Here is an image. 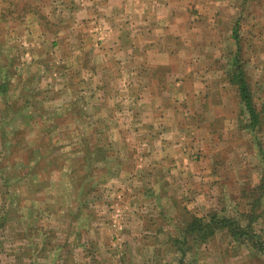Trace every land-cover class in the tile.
<instances>
[{"label":"rangeland","instance_id":"374dc122","mask_svg":"<svg viewBox=\"0 0 264 264\" xmlns=\"http://www.w3.org/2000/svg\"><path fill=\"white\" fill-rule=\"evenodd\" d=\"M215 1L212 13L195 17L197 23L203 21L201 51L215 61L203 65L208 76L201 82H218L210 77L215 69L223 85L232 83L238 61L264 118V0ZM15 14L2 20L0 12V85L11 77L8 104L0 99V223L6 220L0 228V264H177L172 239L180 238L181 228L191 217L223 211L243 222L260 217L255 230L264 237V129L246 133L240 128L248 116L237 87L231 94L223 88L230 103L218 107L207 101L196 116H189L191 110L181 104L185 131L174 134L172 146L175 161L182 160L187 169L177 172L175 162V170L168 167L174 155L168 147L160 141L152 149L142 143L150 131L167 138L166 125L152 130L147 117L141 126L124 120L130 93L100 96L99 81L86 86V61L77 60L80 50L76 48L74 59L67 55V44L37 47L32 32L19 30ZM8 107L27 115L26 120L15 118L14 133L3 122ZM233 119L234 125L228 124ZM25 129L29 135L18 134ZM3 132L9 133L4 146ZM43 138L70 169L83 155L66 154L84 148L83 142H88V152L97 145L108 149L86 182L90 189L96 187L87 201L76 197L66 176L69 169L42 174L43 160L31 152H48L49 143L40 144ZM152 151L157 152L155 159L148 155ZM36 164L37 175L32 167L22 170ZM23 174L27 178L19 181ZM188 253L184 264H264L263 254L225 234Z\"/></svg>","mask_w":264,"mask_h":264},{"label":"crops","instance_id":"0c3cea01","mask_svg":"<svg viewBox=\"0 0 264 264\" xmlns=\"http://www.w3.org/2000/svg\"><path fill=\"white\" fill-rule=\"evenodd\" d=\"M6 1L9 4L4 5ZM216 2L0 0V12L2 20L5 19L3 15L18 13L19 30L32 32L35 45L39 48L47 43L55 47L67 44L70 58L77 54L76 48L80 50L81 58L74 56V59L86 61V86L99 81L100 96L130 93L126 94L128 99L125 103L128 105L122 111L123 119H130L132 125L141 126L147 117L152 130L157 129L158 125H166L169 130L167 138L162 132L157 138V132L150 131L142 143L152 149L160 141L161 145H165L162 147L169 148L172 156L175 153L172 146L176 142L174 134L185 131V127L181 126L185 123L181 104L189 107V116H196L207 106V101L218 107L230 103L223 88L227 86L225 90L231 94L233 84L228 82V85H223L220 82L221 72L213 69V73H210L211 80L220 79L211 86L201 82L207 80L208 76L203 65L215 61L207 60L201 51L205 36L201 26L203 21L197 23L195 17L200 19L206 13H212ZM204 3L209 4L206 9ZM11 28L18 30L17 27ZM23 43L24 46L28 45L27 42ZM252 94L254 96L255 93ZM243 121L242 125L247 122L245 119ZM227 122L234 125L235 120ZM225 130L229 132L226 124ZM138 134L142 135L141 130ZM150 153L149 157L155 159L157 152ZM175 154L168 167L175 170L172 166L175 162L177 172L185 173L187 168L182 160L175 161ZM166 157H169L168 154ZM190 166L201 169L192 162Z\"/></svg>","mask_w":264,"mask_h":264},{"label":"trees","instance_id":"16d2710c","mask_svg":"<svg viewBox=\"0 0 264 264\" xmlns=\"http://www.w3.org/2000/svg\"><path fill=\"white\" fill-rule=\"evenodd\" d=\"M234 66L236 69L234 76H232V84L233 86L237 87L240 94L241 104L243 105L245 113L249 118L244 125L240 126V128L250 133H255L258 129L263 130V111H259L256 108L253 94L250 85L247 81L248 79L246 78V73L243 67L238 63V61L234 62ZM10 78L11 77L8 76L5 82L0 85V99H2V101H5L6 104H8V94L9 92H11L9 88L11 84V82H9ZM7 110L9 111V114L6 115V117L3 119V122H6V125L11 128L12 133H14L15 128L13 127L15 118L21 117L26 120L27 115H23L22 113L20 114L19 111L13 113L12 109H9V107ZM25 111L28 110L25 109ZM11 112L12 114L10 115ZM28 118L30 119V121H28L29 123H27L26 126H28V124L31 125V122L33 120L32 116ZM7 121L9 122L7 123ZM8 134L9 133L3 132L1 136L2 146H4L3 141L6 142L9 139ZM18 134H22L25 137V135H29L30 133H27V130L25 129L23 132H18ZM48 134H50L51 138L52 134H54V131L52 130L48 132ZM98 134L101 136L103 132L99 131ZM104 137L105 135L99 141L101 145L102 143H106L102 142ZM60 141H63L62 138H60L57 143ZM42 143H49V140L46 142L45 138H43L40 144ZM31 144H34V140L31 141ZM87 144L88 142H83L84 148H77L76 151L74 150L71 152L72 154H70L69 152V154H66L68 158L71 157L70 155L74 154L83 155L81 156V158H79V156L78 158H76L78 166L74 169H70V165L65 166L60 164L61 157L58 154H54V149L51 148L50 143L45 147V149H48V152L45 154H41V152H39L40 154H37V150L31 152V155H33L34 158L39 157L41 160H43L44 168L42 166L40 169L42 170V174L44 176H46V173L50 174L56 170L63 171L64 169H69L70 172H67L66 176L69 175L72 183V188L74 189V193L76 194V197L81 201H87V198L96 192V187L90 189L89 183L86 186V182H88V180L92 178L94 171L93 165H95V163L97 162L104 161L103 158L108 150L103 146L97 145L95 147L94 152H88ZM52 145L54 146L53 143ZM61 147L63 146H59V148ZM8 148H11V146H8ZM15 148H17V146H15ZM68 158L65 159L67 163L68 161H70L68 160ZM21 163H19V166L21 165ZM30 167H32L31 173L33 175H37V164L25 165L22 167V170L28 169ZM78 173L81 176H78ZM26 178L27 177H25V175L23 174L19 178V181H21V179ZM17 197V195L14 196V198ZM223 212L225 213V211ZM223 212H214L208 215V217L204 218H199L196 216L191 217L189 223H186L185 226L181 228L182 230L180 231V238L172 239L173 245L174 247H176L177 250V257H179V259L177 260V264H184L185 259L190 255L188 252H193L195 248H202L204 245H207L211 240H213L218 234H225L229 236V238L232 239L234 242H238V244L240 245H247L252 251H257L264 255V237L259 235L257 230H255V225L259 222L260 217L252 215L249 220L243 222L239 218H233L231 216L226 215V213L224 214ZM2 221L3 222L0 223V228L4 227L6 224L5 217L2 218Z\"/></svg>","mask_w":264,"mask_h":264}]
</instances>
